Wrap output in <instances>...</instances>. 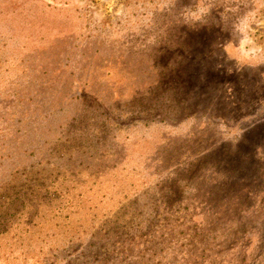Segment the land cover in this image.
<instances>
[{
  "label": "rangeland",
  "instance_id": "rangeland-1",
  "mask_svg": "<svg viewBox=\"0 0 264 264\" xmlns=\"http://www.w3.org/2000/svg\"><path fill=\"white\" fill-rule=\"evenodd\" d=\"M252 11L0 0V264H264V66L222 51Z\"/></svg>",
  "mask_w": 264,
  "mask_h": 264
},
{
  "label": "clouds",
  "instance_id": "clouds-1",
  "mask_svg": "<svg viewBox=\"0 0 264 264\" xmlns=\"http://www.w3.org/2000/svg\"><path fill=\"white\" fill-rule=\"evenodd\" d=\"M259 6L264 7V0H259ZM202 11L207 12V9ZM257 11L246 14L242 26L236 31L241 34L238 40L229 39L222 46V51L229 61H233L237 68H259L264 66V36L259 32L264 28V21H257ZM197 16L193 22L199 21ZM253 25H256L253 27Z\"/></svg>",
  "mask_w": 264,
  "mask_h": 264
}]
</instances>
